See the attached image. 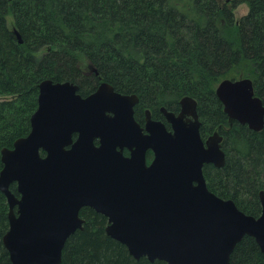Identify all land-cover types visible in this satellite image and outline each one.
<instances>
[{
    "label": "water",
    "instance_id": "water-1",
    "mask_svg": "<svg viewBox=\"0 0 264 264\" xmlns=\"http://www.w3.org/2000/svg\"><path fill=\"white\" fill-rule=\"evenodd\" d=\"M216 95L231 125L263 130L264 104L251 79H225ZM138 103L109 83L87 97L70 81L39 85L29 135L1 151L0 191L10 208L3 242L12 264H60L68 239L83 229L84 207L105 216L107 234L137 260L230 264L245 236L264 254V192L254 217L208 188L205 165L224 167L226 153L219 132L202 138L198 102L183 98L178 114L161 109L171 131L150 111L142 127Z\"/></svg>",
    "mask_w": 264,
    "mask_h": 264
},
{
    "label": "trees",
    "instance_id": "trees-1",
    "mask_svg": "<svg viewBox=\"0 0 264 264\" xmlns=\"http://www.w3.org/2000/svg\"><path fill=\"white\" fill-rule=\"evenodd\" d=\"M242 4L249 10L237 22L234 10ZM221 23L235 26L233 38ZM244 78L264 104V0H0V172L2 149L29 135L47 79L76 83L83 97L109 83L138 96L143 118L147 109L154 117L162 108L175 112L191 97L202 138L223 136L225 166L204 167L209 190L259 217L264 128L231 125L216 95L221 81ZM11 191L20 196L17 184ZM9 211L0 191V264H12L3 242ZM81 217L83 229L68 239L60 264H167L135 259L107 234L108 219L95 210L84 208ZM230 264H264L253 237L236 246Z\"/></svg>",
    "mask_w": 264,
    "mask_h": 264
},
{
    "label": "flooded vegetation",
    "instance_id": "flooded-vegetation-1",
    "mask_svg": "<svg viewBox=\"0 0 264 264\" xmlns=\"http://www.w3.org/2000/svg\"><path fill=\"white\" fill-rule=\"evenodd\" d=\"M115 91L118 92L116 89H115ZM118 93H120V92H118ZM120 94H123V93H120ZM123 95H125V94H123ZM179 106H180V104H179ZM134 110H135V119H136V121H137L142 127H144V126H145V119H146L147 111H150V112H151V110L147 109V110H145V111L143 112L144 118H143L141 115H139V113H138V111H137V105L135 106V109H134ZM179 111H180V108H178V110L175 111V113L178 114ZM160 113H161V116H160V117H154V115L152 114V112H151V116H152V118H153L154 120H160V121H163V122L166 124L167 129H168L169 131H171L172 128H171V126L167 123L164 114L162 113V111H160ZM74 137H75V139H76V136H74ZM43 154L45 155L44 152H43ZM123 154H124V156L129 157L131 153H130L129 150L125 149V150H123ZM153 158H154V154H153L152 152L149 153V155H148V162L150 163V162L153 160ZM15 184H16V183H15ZM12 185H13V184H12ZM12 185H11V186H12ZM19 197H20V196H19ZM84 208H85V207H84ZM84 208H83V209H84ZM89 208H90V207H89ZM83 209H82V210H83ZM91 209H92V208H91ZM82 210L80 211V217H81V212H82ZM81 218L84 219L83 217H81ZM84 220H85V219H84Z\"/></svg>",
    "mask_w": 264,
    "mask_h": 264
},
{
    "label": "rangeland",
    "instance_id": "rangeland-1",
    "mask_svg": "<svg viewBox=\"0 0 264 264\" xmlns=\"http://www.w3.org/2000/svg\"><path fill=\"white\" fill-rule=\"evenodd\" d=\"M219 1L224 2L225 0H219ZM248 10L249 9H248V6L246 4H242L239 7H237L234 10V14H235V17H236V21L238 22L241 17H243L245 14H247L248 13ZM8 21H9V23H11V21H12V17L11 16L9 17ZM220 26H221L222 31L224 32V34L228 38H233V36L236 33L235 26L229 27V26H227L224 23H221Z\"/></svg>",
    "mask_w": 264,
    "mask_h": 264
}]
</instances>
